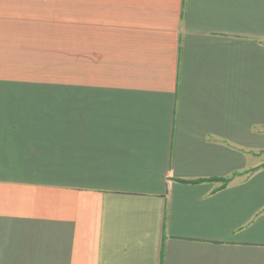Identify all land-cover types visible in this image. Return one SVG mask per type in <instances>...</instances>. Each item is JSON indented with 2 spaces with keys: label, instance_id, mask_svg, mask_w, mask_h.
<instances>
[{
  "label": "crops",
  "instance_id": "crops-1",
  "mask_svg": "<svg viewBox=\"0 0 264 264\" xmlns=\"http://www.w3.org/2000/svg\"><path fill=\"white\" fill-rule=\"evenodd\" d=\"M264 0H0V264H264Z\"/></svg>",
  "mask_w": 264,
  "mask_h": 264
},
{
  "label": "rangeland",
  "instance_id": "rangeland-1",
  "mask_svg": "<svg viewBox=\"0 0 264 264\" xmlns=\"http://www.w3.org/2000/svg\"><path fill=\"white\" fill-rule=\"evenodd\" d=\"M259 156H257V162L260 164V166H264V152L258 153Z\"/></svg>",
  "mask_w": 264,
  "mask_h": 264
}]
</instances>
